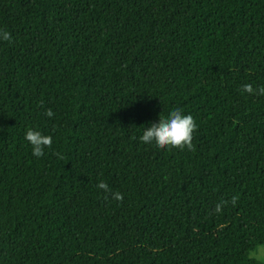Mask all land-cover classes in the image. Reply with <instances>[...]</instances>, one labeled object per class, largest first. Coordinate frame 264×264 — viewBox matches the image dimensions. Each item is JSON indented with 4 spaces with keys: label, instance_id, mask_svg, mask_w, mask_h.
Listing matches in <instances>:
<instances>
[{
    "label": "trees",
    "instance_id": "1",
    "mask_svg": "<svg viewBox=\"0 0 264 264\" xmlns=\"http://www.w3.org/2000/svg\"><path fill=\"white\" fill-rule=\"evenodd\" d=\"M0 29V264H264V0H0ZM174 108L194 150L142 142Z\"/></svg>",
    "mask_w": 264,
    "mask_h": 264
},
{
    "label": "clouds",
    "instance_id": "2",
    "mask_svg": "<svg viewBox=\"0 0 264 264\" xmlns=\"http://www.w3.org/2000/svg\"><path fill=\"white\" fill-rule=\"evenodd\" d=\"M11 40V33L7 30L0 29V41ZM242 91L249 94L255 93L264 95V86L254 89L251 84H245L242 87ZM45 114L48 117L54 115L51 109H46ZM197 127L196 121L191 114H184L180 108H174L169 111L167 116L161 115L158 124L153 123L150 127H145L140 139L146 144L154 142L155 145L161 149L170 147L181 150H194V145L192 143L193 133ZM25 139L31 144L33 155L37 157L44 154L45 148L52 147V136L44 134L40 130L29 128L25 133ZM97 187L104 189L106 193L111 191L109 186L103 181H101ZM112 197L116 200L123 199L122 194L119 192L112 193ZM237 199V196L231 198L233 206L236 204ZM227 203H229L227 200H222L220 203H217L215 211L219 213L222 210V206Z\"/></svg>",
    "mask_w": 264,
    "mask_h": 264
},
{
    "label": "rangeland",
    "instance_id": "3",
    "mask_svg": "<svg viewBox=\"0 0 264 264\" xmlns=\"http://www.w3.org/2000/svg\"><path fill=\"white\" fill-rule=\"evenodd\" d=\"M252 257H255L264 262V245H261L256 251L252 253Z\"/></svg>",
    "mask_w": 264,
    "mask_h": 264
}]
</instances>
